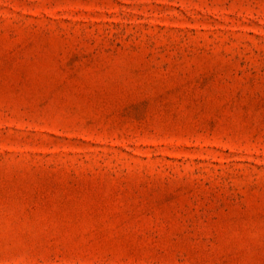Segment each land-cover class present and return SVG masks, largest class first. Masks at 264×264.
Returning a JSON list of instances; mask_svg holds the SVG:
<instances>
[{"label":"rangeland","instance_id":"374dc122","mask_svg":"<svg viewBox=\"0 0 264 264\" xmlns=\"http://www.w3.org/2000/svg\"><path fill=\"white\" fill-rule=\"evenodd\" d=\"M0 264H264V0H0Z\"/></svg>","mask_w":264,"mask_h":264}]
</instances>
